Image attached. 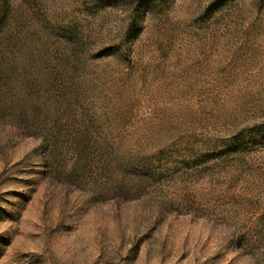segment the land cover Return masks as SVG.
<instances>
[{
  "label": "rangeland",
  "instance_id": "374dc122",
  "mask_svg": "<svg viewBox=\"0 0 264 264\" xmlns=\"http://www.w3.org/2000/svg\"><path fill=\"white\" fill-rule=\"evenodd\" d=\"M0 264H264V0H0Z\"/></svg>",
  "mask_w": 264,
  "mask_h": 264
}]
</instances>
